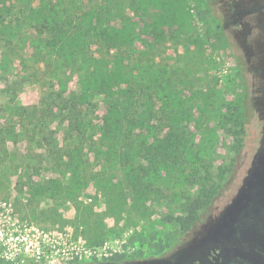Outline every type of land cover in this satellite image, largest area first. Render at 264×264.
<instances>
[{
	"label": "rangeland",
	"instance_id": "obj_1",
	"mask_svg": "<svg viewBox=\"0 0 264 264\" xmlns=\"http://www.w3.org/2000/svg\"><path fill=\"white\" fill-rule=\"evenodd\" d=\"M260 154L264 0H0V203L54 256L0 264H264Z\"/></svg>",
	"mask_w": 264,
	"mask_h": 264
},
{
	"label": "built area",
	"instance_id": "obj_2",
	"mask_svg": "<svg viewBox=\"0 0 264 264\" xmlns=\"http://www.w3.org/2000/svg\"><path fill=\"white\" fill-rule=\"evenodd\" d=\"M16 213H14V208H11V203L8 204L7 201L0 203V259L7 262H13L21 257H30L31 253L35 250L37 257L40 258H52V254L48 256V234L44 237L39 235L36 228L28 230L26 227H22L21 224L17 223ZM17 224H19L17 226ZM49 239H51L49 237ZM85 249L80 248V254L83 253ZM77 251L65 252L63 256L58 258L61 263L65 262L66 258L73 256ZM43 254V255H42ZM54 261V260H53ZM53 261L48 260L47 263H53Z\"/></svg>",
	"mask_w": 264,
	"mask_h": 264
},
{
	"label": "trees",
	"instance_id": "obj_3",
	"mask_svg": "<svg viewBox=\"0 0 264 264\" xmlns=\"http://www.w3.org/2000/svg\"><path fill=\"white\" fill-rule=\"evenodd\" d=\"M42 25L45 28H49L52 26V23L50 22L49 18H46L43 21ZM54 26H56V24ZM105 121H106V126H110L111 119L109 116H107ZM237 125L238 128L233 130V134L235 135V138L237 140V146L241 147L242 134H244L245 132L242 118L238 117ZM205 183H206L205 181H201L200 188L196 196L189 202L185 212L177 215L169 214L166 216L165 219L169 222L177 223L182 231L189 230L199 218L200 210L211 203L212 198L215 194V188L213 184L207 185Z\"/></svg>",
	"mask_w": 264,
	"mask_h": 264
},
{
	"label": "flooded vegetation",
	"instance_id": "obj_4",
	"mask_svg": "<svg viewBox=\"0 0 264 264\" xmlns=\"http://www.w3.org/2000/svg\"><path fill=\"white\" fill-rule=\"evenodd\" d=\"M247 178L249 180H245L243 182L239 194L241 195L242 193V196H246L244 197L245 201L242 202V206L240 208L241 211L244 210V212H248L246 213V217H248V214H250V212L258 213L259 210H264V162L262 160L261 154L258 156V164H255L254 160L252 165L250 166ZM225 217L223 215L221 217V220L225 219ZM251 218L252 217L248 218V220H250ZM240 264H247V262L241 261Z\"/></svg>",
	"mask_w": 264,
	"mask_h": 264
},
{
	"label": "water",
	"instance_id": "obj_5",
	"mask_svg": "<svg viewBox=\"0 0 264 264\" xmlns=\"http://www.w3.org/2000/svg\"><path fill=\"white\" fill-rule=\"evenodd\" d=\"M145 264H166V263H161V262L154 261V262H149V263H145Z\"/></svg>",
	"mask_w": 264,
	"mask_h": 264
}]
</instances>
